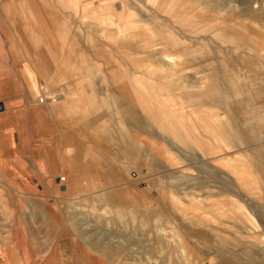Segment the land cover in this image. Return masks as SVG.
<instances>
[{
	"label": "rangeland",
	"instance_id": "obj_1",
	"mask_svg": "<svg viewBox=\"0 0 264 264\" xmlns=\"http://www.w3.org/2000/svg\"><path fill=\"white\" fill-rule=\"evenodd\" d=\"M45 1L68 38L79 32L90 71L74 74L94 87L67 106L99 129L71 128L51 106L45 153L5 128L0 264H264V0ZM46 38L54 66L64 42ZM18 43L0 36L9 71ZM88 148L104 152L88 162Z\"/></svg>",
	"mask_w": 264,
	"mask_h": 264
},
{
	"label": "crops",
	"instance_id": "obj_2",
	"mask_svg": "<svg viewBox=\"0 0 264 264\" xmlns=\"http://www.w3.org/2000/svg\"><path fill=\"white\" fill-rule=\"evenodd\" d=\"M8 1L9 4L6 11L1 16L2 22L0 25H7L9 28L6 31L2 28L0 36L2 38V44L6 41L11 46L14 45L16 39L17 41L19 40L16 48L19 51L17 53L19 60H17L18 67L9 71L5 69L4 59L2 54H0V103L2 105L0 108V147L4 145L3 137L5 128H11L13 130L11 138H14L13 142L16 140V137L19 138L16 140V143L23 147L21 151H37L34 147L37 144L41 145L43 143V148L39 149V151L49 153L52 151L51 106L58 110L56 114L59 121L68 122V126L71 128H83L88 131L99 129V127L93 125V120L95 121V119L86 121L87 117L85 114L90 115L91 111L80 112L78 110L84 108L81 107L77 110L78 112H74V107L67 106L80 105L91 102L90 99H95L92 98L91 91L94 88L92 87V82L85 83L81 79L83 78L82 76L75 75L78 72L86 71L89 73L90 71L86 64L87 60L83 58L78 59L85 50H83L82 45L79 44L77 46L76 40L74 39L76 38V32L79 33L78 31H74V37H67L68 33H73L71 31L72 27L66 21L64 15L56 11H49L51 3L45 0H40L43 4L37 2V0H26L25 3H17L14 5L11 2L12 0ZM7 14L10 17L9 19H7ZM58 16L64 18L62 20H65V22L59 21ZM99 23L105 24L106 19L100 18ZM56 24L61 25V29H57ZM47 36L56 37L58 40L62 39V42H64L63 46L65 49L60 54V59L56 61L54 66L51 65V53L48 52L47 54L51 46L50 41L46 38ZM43 37L45 38L42 39ZM86 39L88 41L87 44L91 45V39ZM69 41H72V44ZM166 65L172 66V63L166 62ZM46 71L48 72V78H44V87L48 89L43 91L44 93L40 97L35 98L34 88L32 87L34 85V83L32 85V82L35 81V74L41 72L46 74ZM62 81L66 82V86H63L57 92L49 90L52 82ZM41 96L43 99L39 100ZM48 98L55 99L49 104L46 101ZM97 98L99 99V95H97ZM37 100L43 103H37ZM112 100L113 102H117L116 96H112ZM78 121L84 123L78 125ZM90 132L88 135L93 136L94 134L92 132L90 134ZM96 136L104 140L106 137H109L107 134H102L101 132ZM39 137H42L43 141ZM63 137L65 142L72 144L78 137V134L75 133L73 136L66 132L63 134ZM177 140L182 143L180 136H178ZM102 152L104 150L99 148H88L87 161L92 162L96 159V153L99 154ZM46 157V160L50 162L51 158H49L48 154ZM42 176L45 177L44 172ZM59 182L61 183V181Z\"/></svg>",
	"mask_w": 264,
	"mask_h": 264
},
{
	"label": "bare ground",
	"instance_id": "obj_3",
	"mask_svg": "<svg viewBox=\"0 0 264 264\" xmlns=\"http://www.w3.org/2000/svg\"><path fill=\"white\" fill-rule=\"evenodd\" d=\"M27 7V6H26ZM152 23V22H151ZM152 31V30H151ZM43 98H40V100H42ZM61 178H60V181L61 180H64V176H60ZM118 253V252H117Z\"/></svg>",
	"mask_w": 264,
	"mask_h": 264
},
{
	"label": "water",
	"instance_id": "obj_4",
	"mask_svg": "<svg viewBox=\"0 0 264 264\" xmlns=\"http://www.w3.org/2000/svg\"><path fill=\"white\" fill-rule=\"evenodd\" d=\"M2 107L1 103H0V108Z\"/></svg>",
	"mask_w": 264,
	"mask_h": 264
}]
</instances>
